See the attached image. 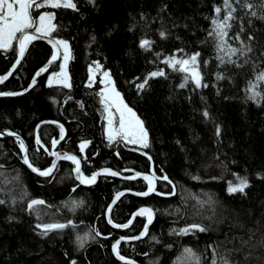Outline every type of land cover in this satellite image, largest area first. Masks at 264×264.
I'll return each mask as SVG.
<instances>
[{
	"label": "trees",
	"instance_id": "obj_1",
	"mask_svg": "<svg viewBox=\"0 0 264 264\" xmlns=\"http://www.w3.org/2000/svg\"><path fill=\"white\" fill-rule=\"evenodd\" d=\"M74 2L78 11L47 9L56 13L54 23L58 30L54 35L69 41L71 87L47 85L48 75L59 68L58 62L37 79L31 91L21 96L0 97V131L16 132L24 140L30 160L41 168L50 165L54 157L46 155L42 148L37 151L34 140L38 134L42 143L52 150L50 140H61L57 124L48 123L55 120L65 130L55 151L77 155L85 175L104 167L120 171L122 176L150 170L158 177L166 174L176 185L175 195L153 193L139 197L125 193L111 212L114 223H124L141 206L157 210L149 234L156 235L160 243L148 237L121 241L119 251L137 264H147L149 257L145 252L149 256L158 255V264H176L182 248L189 246L204 253V264H209L210 250L205 252V246L224 238V233L229 232L227 222L214 224L212 227L217 231L196 235L169 233L170 228L184 225L187 217L183 213L197 205L194 197L204 200L205 193L211 194L219 202L217 213L223 211L229 217L235 214L246 226H253L258 219L264 223V101L257 105L245 99L247 80L253 78L251 64L217 68L219 61L207 32L210 18L215 15L214 5L222 6V0H95L94 5L88 0ZM245 26L248 31L254 30V50L259 56L264 51V22L254 20L251 28ZM161 29L166 32L164 38L159 36ZM141 37L153 42L149 50L139 47ZM176 49L200 52V70L208 87L195 89L191 81L184 88L177 87L183 73L162 63L166 55H183ZM157 52L161 54L159 59L155 56ZM50 53L51 45L46 41H32L14 74L0 84V91L22 92ZM93 60L110 71L125 102L145 122L149 148L136 151L137 146L125 147L123 142L108 144L103 131V106L96 95L102 85L98 79L91 88L86 87L87 67ZM12 62L13 49L0 50V74L10 70ZM157 68H163L166 76L149 78L146 88L137 93L135 78L143 79ZM261 69L264 60L256 71ZM218 70L232 79L216 81L214 73ZM77 101L83 103V108ZM205 108L210 114L208 119L202 115ZM215 123L221 126L219 139L215 135ZM84 139L91 143L81 153L79 144ZM144 152L152 157L151 161ZM21 156L14 138L0 137V199L16 197L15 204H0V264H69L73 258L78 264H123L111 252V244L120 236L137 234L145 218L137 216L128 228L117 229L107 222L106 209L115 192L144 190L142 178L129 181L102 174L94 184L84 185L75 179L74 165L69 160H61L51 175L39 176L22 163ZM233 173L248 177L250 185L245 189L246 194L227 193V182L235 181ZM197 175L201 179L193 180L192 176ZM17 176L19 179H14ZM212 176L222 178L213 180ZM171 187L166 181H156L159 191L167 192ZM33 198L46 202L37 206L40 219L26 210L27 201ZM72 200L83 203L73 208ZM177 207L181 213L172 215ZM69 219L74 226L47 235H40L41 230L35 227L38 222L64 223ZM92 229L101 235L77 250L76 234ZM164 244L173 246L164 248Z\"/></svg>",
	"mask_w": 264,
	"mask_h": 264
},
{
	"label": "snow or ice",
	"instance_id": "obj_2",
	"mask_svg": "<svg viewBox=\"0 0 264 264\" xmlns=\"http://www.w3.org/2000/svg\"><path fill=\"white\" fill-rule=\"evenodd\" d=\"M89 4L95 3V0H88ZM166 7V5L164 6ZM72 9L78 11L77 3L74 0H0V50L13 49L14 62L11 63L10 70L4 74H0V83H3L11 75V70L17 68V65L21 64L22 58L25 57L26 49L28 45L34 40H47L51 45L50 57L46 63L40 66L31 78V82L26 88L22 89V92L28 91L32 88L37 80L36 78L42 73H45L49 65H51L57 59H60L59 71H53L47 77V85L52 86L62 85L64 88H70V77L67 71L68 61L71 59L69 41L65 38H57L54 33L58 30V25L54 23L56 13L47 9ZM45 9L38 11L34 14L33 10ZM223 9V12H222ZM240 10V14L237 15V10ZM215 15L210 18V28L207 32V36L211 38L216 51V60L219 61L217 68L220 65H234L236 67H242L243 65H252L253 78L247 80L246 87L244 89L245 99L251 100L253 103L260 105L264 101V90H260L264 87V69L256 71L261 60H264V51H261L259 56H256L254 50V41L256 37L253 35V31H248L247 28H251L254 20L264 22V0H222L221 5H214ZM141 14V19H143ZM235 26V31L233 28ZM232 32L230 36L229 33ZM161 38L166 37L164 30L159 31ZM95 40V37H92ZM13 41H16V46H13ZM152 41L141 37L139 39V47L145 51L149 50L152 46ZM176 52L183 53L182 56L177 58L173 53L172 55L164 56L162 63L168 68L178 70L183 73L181 82L177 85L179 88H184L188 81L194 85L195 89L202 87H208V84L204 82V74L200 70V52L193 51L191 53H185L183 49H176ZM160 53H155L157 59L160 57ZM240 61V63H238ZM206 66L208 61H203ZM178 66V68H177ZM97 73H100L99 84L103 85L96 95L99 97V102L103 106L104 120L106 124L103 125V131L106 140L109 145L124 143L125 147L128 145L138 146L134 150L141 151L150 147L149 133L145 127V122L137 115V113L130 107L122 97L120 91L117 90L115 83L112 79L110 71L105 69L104 66L97 60H93L87 67V81L86 87L91 88L94 78ZM216 81H221L225 78L231 80V76H225L224 71H216L214 73ZM166 76L163 68H157L154 71H150L146 76L141 79L135 78L137 82L134 86L137 93L143 91L148 85L149 78L164 77ZM215 86V85H214ZM22 92L16 91H0V97L17 96ZM219 92V88H217ZM71 99V97H66ZM204 98L201 97V100ZM79 106L83 108V103L77 101ZM205 119L210 118V114L205 108L202 112ZM41 123H45L42 121ZM48 123L57 124L59 127L60 139L64 138V127L62 124H58L53 120ZM38 124L36 128L38 129ZM5 134L15 137V141L19 146V151L22 153V163L27 166L33 173L39 176H49L53 173L57 164V159L63 158L71 161L74 167L72 171L75 173V179L80 184L91 185L97 180L98 175L107 174L112 177L121 176L124 180H134L136 178H142L145 182V188L141 191L134 192V195L139 197H147L150 194L155 193L158 196H173L176 193V185L165 174L157 176L155 171H135L132 175L122 176L120 171H114L111 168L104 167L99 170L91 171L90 175H85L81 170V159L77 155L70 153H59L55 151L58 140L52 138L50 140L51 149L45 146L39 135L37 134L34 140L36 150L41 148L45 154L54 157L51 160L50 165L46 167H38L30 160L28 155V149L24 140L16 133L7 129L0 131V137ZM221 134V126L215 123V135L219 139ZM91 143V141L84 139L79 144V150L83 153L85 147ZM179 143V142H178ZM147 156L149 161L152 157L147 152L143 153ZM119 155V152L116 153ZM86 159V158H85ZM163 172V169H160ZM235 181L229 180L227 182L226 191L229 195L240 193L246 194L245 189L249 187L250 181L247 176H240L233 173ZM260 178L261 174L256 173ZM219 176H212L210 179H221ZM19 179V177H14ZM166 181L168 185H171V189L167 192L159 191L156 188L157 180ZM193 180H200V176H192ZM125 191H132L131 189H125L124 191H117L112 198V201L107 205V212L111 211L116 199L122 197ZM186 191V190H185ZM206 199L201 200L199 197H194L197 201V205L193 207L190 212H184L183 215L187 217L185 223L179 228H170L169 233L177 236L196 235L197 233H206L209 231H217V228L212 226L224 224L227 222L229 226V232L224 233L223 239L213 240L205 246V252L210 250L209 264H264V223L261 220H256L254 225L246 226V222L241 220L234 214L233 217H229L224 214L223 211L217 213L216 208L218 201L209 193L204 194ZM22 198V197H21ZM184 199V197H182ZM15 204L16 197L10 196L9 200L0 199V204L5 203ZM45 201L42 199H29L27 201V209L37 215L40 219V212L37 206L45 205ZM67 203V202H66ZM83 201L72 200L71 206L75 208ZM205 205L208 208H205ZM152 207L141 206L137 210L130 213V218L124 223H114L112 218H108V223L114 228L125 229L133 223V218L139 216L143 217L144 222L142 228L137 234L120 236L114 239L111 244V252L115 255L118 261L123 264H137L135 259H132L126 255H122L118 246L121 241H138L142 238L148 237V239L155 243H160L156 235L149 234V225L152 223L155 212ZM167 212V209L164 210ZM181 213L179 207L175 208L172 215ZM11 219V217H10ZM207 220L208 223H204ZM73 225L72 220H67L62 223L59 221L54 222H38L35 227L41 230L40 235H47L53 230H63L66 227ZM74 226V225H73ZM101 233L95 229L84 232L82 235L77 233L75 236V244L77 250L84 249L89 240H95ZM111 235V233H109ZM172 244H164V248H172ZM151 251V250H150ZM67 256V253H65ZM144 255L148 258L147 264H158L160 257L154 253L149 256L148 252ZM204 253L198 252L189 246H184L181 253L176 258V264H204ZM69 264H78L76 259H70Z\"/></svg>",
	"mask_w": 264,
	"mask_h": 264
},
{
	"label": "water",
	"instance_id": "obj_3",
	"mask_svg": "<svg viewBox=\"0 0 264 264\" xmlns=\"http://www.w3.org/2000/svg\"><path fill=\"white\" fill-rule=\"evenodd\" d=\"M44 41H46L47 42V40H44ZM17 43V42H16ZM48 43V42H47ZM22 61V60H21ZM60 61V59L58 58L57 59V61H54L51 65H49V67H51L52 65H54L55 63H58ZM20 65V64H19ZM19 65H17V68H18V66ZM16 68V69H17ZM16 69H14V70H11V75H9L8 76V79L14 74V72L16 71ZM42 74H44V73H42ZM41 74V75H42ZM40 75V76H41ZM40 76H38L37 78H36V80L37 79H39V77ZM6 81V80H5ZM31 82V81H30ZM1 84V83H0ZM33 88V87H32ZM32 88H30V89H28V91H26V92H22V94L21 95H24V94H26L27 92H29V91H31V89ZM21 95H17V96H21ZM9 97H15V96H9ZM38 129L36 128V131H37ZM2 137H12V138H14L15 139V137H13V136H9V135H7V134H5L4 136H2ZM63 139H61L58 143H57V145L62 141ZM26 145V144H25ZM27 147V146H26ZM28 149V148H27ZM61 160H65V159H63V158H60V159H57V164H56V167L58 166V163L61 161ZM56 167L54 168V170H53V172L55 171V169H56ZM34 174H36V173H34ZM36 175H38V174H36ZM102 175V174H101ZM101 175H98V177H97V180L99 179V177L101 176ZM120 177V179H122L121 178V176H119ZM96 180V181H97ZM122 180H124V179H122ZM77 182H79L78 180H77ZM80 183V182H79ZM125 193H128V194H133L134 195V193H132V192H128V191H125ZM120 198V197H119ZM119 198H117L116 199V202H117V200L119 199ZM116 202L113 204V207H114V205L116 204ZM113 209V208H112ZM112 209H111V211H109V212H107V214H106V219H107V221H108V218L110 217L111 218V212H112ZM136 219V217L135 218H133V221ZM150 226V225H149Z\"/></svg>",
	"mask_w": 264,
	"mask_h": 264
},
{
	"label": "rangeland",
	"instance_id": "obj_4",
	"mask_svg": "<svg viewBox=\"0 0 264 264\" xmlns=\"http://www.w3.org/2000/svg\"><path fill=\"white\" fill-rule=\"evenodd\" d=\"M41 10V9H40ZM54 22V21H53ZM14 43H15V41H13V45H14ZM69 48H70V46H69ZM9 50V49H8ZM70 55H71V51H70ZM177 58H179L178 56H177ZM69 62H70V60L68 61V64H67V71H68V73H69ZM59 63H60V61H59ZM57 71H59V68H58V70ZM69 77H70V74H69ZM100 78V73H97L96 74V76H95V78H94V81H93V84L92 85H94V83L98 80ZM113 79V78H112ZM114 81V80H113ZM69 83H70V85H71V78H70V81H69ZM49 86V85H48ZM54 86H60V87H63L62 85H56V84H54V85H52V86H50V87H54ZM102 87H103V85H102ZM102 115H103V120H104V113H103V109H102ZM106 124V121L104 120V125ZM133 146H135V145H133ZM138 147V146H137Z\"/></svg>",
	"mask_w": 264,
	"mask_h": 264
}]
</instances>
